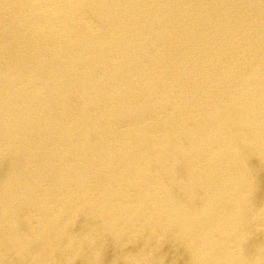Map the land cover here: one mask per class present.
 <instances>
[{"label":"bare ground","instance_id":"bare-ground-1","mask_svg":"<svg viewBox=\"0 0 264 264\" xmlns=\"http://www.w3.org/2000/svg\"><path fill=\"white\" fill-rule=\"evenodd\" d=\"M0 264H264V0H0Z\"/></svg>","mask_w":264,"mask_h":264}]
</instances>
